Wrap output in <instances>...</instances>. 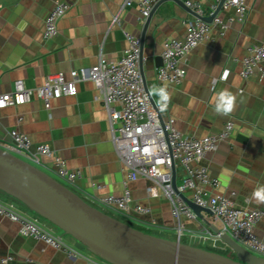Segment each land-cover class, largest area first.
<instances>
[{
    "label": "crops",
    "instance_id": "crops-1",
    "mask_svg": "<svg viewBox=\"0 0 264 264\" xmlns=\"http://www.w3.org/2000/svg\"><path fill=\"white\" fill-rule=\"evenodd\" d=\"M194 1L205 13H210L217 4L216 0ZM56 3H66L69 10L59 20L57 34L45 39L44 19ZM123 3L124 0H0V95L11 92L17 80L33 89L50 74L89 68L100 55L110 61L118 60L128 45L125 33L140 37L143 26L137 7L122 8ZM245 3L243 21L237 20L234 8L221 9L218 16L229 25L225 32L221 34L213 26L208 38L182 59L185 77L181 84L169 86L172 100L161 115L163 119L173 118L175 128L184 136L195 138L216 135L227 122H232L228 138L197 165L205 167L219 182L218 187L207 192L229 198L239 209L264 210V204L252 198L253 190L264 185V81L256 75L248 78L240 75L247 48L264 43V0ZM192 17L170 1L154 12L144 43L149 91L153 85L160 86L154 61L161 56L164 40L182 39L185 23ZM224 88L237 97V107L227 117L217 115L212 103L215 93ZM77 89L75 96L53 100L49 109L35 96L24 104L1 108L0 147L4 149L10 143L9 132L13 129L30 138L32 149L38 144H48L70 169L80 171L68 187L106 211L101 198L122 193L126 170L111 142L101 92L88 80L79 81ZM152 97L157 104L158 97ZM40 161L43 168L50 169L49 158L41 157ZM185 176V170L176 165L175 182L180 183ZM127 186L133 203L149 208V212L139 214L133 209L126 214L117 212L122 216L120 220H127L140 230H152L153 235L179 238L182 243L204 249L206 245L220 253L212 247L213 240L201 234L206 227L215 233L212 225L219 229L220 223L212 215L202 212V218L196 220L183 218L179 232L178 221L171 216L170 201L163 196H149L150 180L138 178ZM190 196V191L185 193L186 198ZM0 201L12 204L2 195ZM41 224L51 230L47 224ZM255 232L264 239V215ZM63 239L80 254L91 257L79 244ZM0 258H11L5 264H90L84 258H70L62 250L22 235L18 224L3 216H0Z\"/></svg>",
    "mask_w": 264,
    "mask_h": 264
},
{
    "label": "built area",
    "instance_id": "built-area-1",
    "mask_svg": "<svg viewBox=\"0 0 264 264\" xmlns=\"http://www.w3.org/2000/svg\"><path fill=\"white\" fill-rule=\"evenodd\" d=\"M158 1L124 0L122 8L135 5L144 22ZM180 1L199 16H209L216 8L215 6L210 13H205L202 6L194 0ZM218 1L216 0V3ZM228 8H234L237 20L243 21L247 11L245 0L235 2L225 0L222 9ZM68 10L69 6L66 3H56L50 9L44 19L45 39L53 38L57 34L58 22ZM116 21L117 17L114 19V22ZM213 26L218 27L223 34L229 25L218 15L214 16L210 23L192 17L185 23V35L182 39L164 40L160 56L162 64L156 68V80L160 85L181 84L186 74L181 66L182 59L208 38ZM125 36L128 45L118 60L110 61L100 55L95 65L72 69L67 74L64 72L50 74L43 84L33 89L27 88L22 80H17L11 92L0 95V109L24 104L33 96L42 100L45 108L49 109L53 100L63 96H75L79 81H91L102 94V102L108 113L111 142L126 170L122 193L102 197L101 203L104 208L121 214L129 213L131 209L139 214H147L149 208L133 203L127 186L130 181L145 178L151 181L148 189L150 197L163 196L170 201L171 216L178 221V231L181 232L180 222L183 218L198 219L182 197L190 191L191 196L187 199L212 212L215 221L220 223L221 234H227L252 254L264 258V239L259 238L255 232V226L264 215V210L239 209L229 198L207 192L210 188L218 187L219 182L205 167L197 165L208 152L216 150L218 144L228 138L233 128L232 122H227L218 134L201 138L184 136L175 128L174 119L171 117L163 119L161 125L144 91L138 69L140 37L128 33H125ZM240 75L243 78L256 75L259 80L264 81V43L250 45L247 48V54L241 60ZM9 136L10 143L5 146V150L53 175L52 177L56 176L63 180L67 185L61 183L65 186L68 187L79 177L80 171L70 169L65 160L56 155L48 144H38L32 149L30 138L16 129L11 130ZM41 157L51 160L49 170L43 168ZM172 163L181 166L186 173L185 178L176 183V189L173 187ZM0 216L16 222L22 235L41 241L56 250H62L70 258H84L90 264H110L102 259L80 254L64 241L61 234L54 233L38 219L16 209L11 203L0 201ZM201 234L213 240L212 247L230 251L219 234L213 233L211 229L206 227ZM10 259L0 258V263L5 264Z\"/></svg>",
    "mask_w": 264,
    "mask_h": 264
},
{
    "label": "water",
    "instance_id": "water-1",
    "mask_svg": "<svg viewBox=\"0 0 264 264\" xmlns=\"http://www.w3.org/2000/svg\"><path fill=\"white\" fill-rule=\"evenodd\" d=\"M173 2L191 16L210 23L218 15L225 0H219L214 12L199 16L180 0H159L143 22L140 34L138 69L149 101L157 113L161 125L163 117L150 94L144 69L145 35L154 12L164 2ZM162 64L157 57L154 65ZM173 187L176 189L175 164L171 165ZM27 176L25 185L23 178ZM0 191L19 201L27 209L57 227L62 234L71 236L86 250L110 264H264L258 257L210 226L230 248L233 257L147 233L90 204L80 194L60 181L0 147ZM194 213L202 218V212L212 215L182 196Z\"/></svg>",
    "mask_w": 264,
    "mask_h": 264
},
{
    "label": "clouds",
    "instance_id": "clouds-1",
    "mask_svg": "<svg viewBox=\"0 0 264 264\" xmlns=\"http://www.w3.org/2000/svg\"><path fill=\"white\" fill-rule=\"evenodd\" d=\"M235 2V0H234ZM227 73H225V78ZM150 94L158 97L157 107L160 112H166L172 100V93L169 91L168 83L160 86L153 85ZM213 111L219 116H230L237 107L236 95L227 88L221 89L215 93L212 98ZM27 176L23 178L25 185L27 184ZM252 198L258 204H264V185H258L252 192Z\"/></svg>",
    "mask_w": 264,
    "mask_h": 264
},
{
    "label": "rangeland",
    "instance_id": "rangeland-1",
    "mask_svg": "<svg viewBox=\"0 0 264 264\" xmlns=\"http://www.w3.org/2000/svg\"><path fill=\"white\" fill-rule=\"evenodd\" d=\"M52 176H53V175H52ZM54 178L58 179L60 182H62V183H64V184H66L63 180L57 178L56 176H54ZM66 185H67V184H66ZM0 195H2L3 197L9 199V200L12 202L13 206H14L16 209H19L20 211L23 210V211L26 212L28 215L33 216V217H35L36 219H38V221H40L41 223L43 222L44 224H47L48 226H50L51 230H52L54 233H61V234H62V232H61L57 227H55L54 225H52V224L49 223L48 221L44 220L43 218H41V217H39L38 215H36L34 212H32V211H30L29 209H27V208H26L23 204H21L19 201L13 199L12 197L8 196L7 194H5V193H3V192H1V191H0ZM20 208H21V209H20ZM106 212L109 213L110 215L114 216V217L116 216V217H118V218H122V216L119 215L117 212H114V211H111V210H108V209H106ZM126 222H127L128 224H130V225L135 226L133 223H131V222L127 221V220H126ZM135 227H137V226H135ZM142 229H143V228H142ZM143 230L146 231L147 233H154L152 230H147V229H146V230L143 229ZM62 236H63L64 238H68L69 240L73 241V242L76 243V244H79V246H81L82 248L85 249L86 252H88V251L86 250V247H85L84 245H82V244H81L80 242H78L77 240L73 239L71 236L66 235V234H64V235L62 234ZM204 247H206V249H212V248H210V247H208V246H206V245H204ZM219 251H220V253H222L223 255L233 257L232 253H231L229 250H219ZM88 254H89L90 256H92L93 258L100 259V258H98L96 255L91 254L90 252H88Z\"/></svg>",
    "mask_w": 264,
    "mask_h": 264
},
{
    "label": "trees",
    "instance_id": "trees-1",
    "mask_svg": "<svg viewBox=\"0 0 264 264\" xmlns=\"http://www.w3.org/2000/svg\"><path fill=\"white\" fill-rule=\"evenodd\" d=\"M104 212H106V211H104ZM107 213V212H106ZM109 214V213H108ZM117 218V217H116ZM119 219V218H118ZM131 226H133V225H131ZM135 227V226H134ZM207 250H210V251H213L212 249H207ZM221 254V253H220Z\"/></svg>",
    "mask_w": 264,
    "mask_h": 264
}]
</instances>
